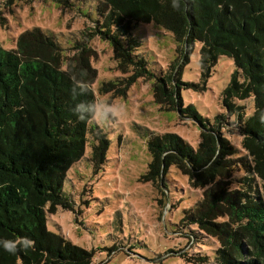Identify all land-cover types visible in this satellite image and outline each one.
I'll list each match as a JSON object with an SVG mask.
<instances>
[{
    "label": "trees",
    "instance_id": "16d2710c",
    "mask_svg": "<svg viewBox=\"0 0 264 264\" xmlns=\"http://www.w3.org/2000/svg\"><path fill=\"white\" fill-rule=\"evenodd\" d=\"M96 13L94 34L112 48L117 70L129 74L117 84L101 83L99 94L116 90L124 95L138 80L153 78L154 103L199 127L196 149L173 133L150 138L146 146L150 162L142 176L163 197V188L168 187L162 177L171 167L187 176L192 188L203 190L201 205H206L204 216H210L211 222L205 221L199 203L183 219L195 214L193 225L215 229L213 238L219 245L210 255L196 258L195 264H264V121L260 119L264 115V0H184L179 11L171 8L170 0H97ZM140 24H154L171 33L176 52L183 57L198 44L202 86L220 57L233 61L235 71L220 94L224 113L210 122L193 105L183 106L182 82L173 74L175 63L164 74L151 73L143 54L136 53L141 41L133 36V29ZM73 83L63 70L40 61H22L14 50L0 46V240L17 244L14 253L0 247V264L92 262V252L47 228L48 215L72 208L63 190L71 169L87 153L93 166L99 165L108 150V140L94 121H80L70 111L81 100H96L95 91L87 85L88 91L74 99ZM246 100L252 101L250 115L240 104ZM225 123L234 126L249 160L245 192L230 188L237 149L218 130ZM24 239L31 245L25 247Z\"/></svg>",
    "mask_w": 264,
    "mask_h": 264
},
{
    "label": "rangeland",
    "instance_id": "374dc122",
    "mask_svg": "<svg viewBox=\"0 0 264 264\" xmlns=\"http://www.w3.org/2000/svg\"><path fill=\"white\" fill-rule=\"evenodd\" d=\"M96 6L97 0L0 3V46L14 50L22 61L44 62L85 82L95 91L96 101L122 103L125 107L116 118L115 127L94 122L108 140L104 160L94 167L87 153L71 169L63 190L72 208L48 215L47 228L92 252L91 264H195L196 258L210 255L219 245V240L213 238L215 229L193 225L195 214L183 219L186 211L201 205L205 198L203 190L192 188L188 177L171 167L162 177L168 187L163 188V197L142 176L150 162L146 148L150 138L173 133L196 149L199 127L178 112L163 110L154 103L153 78L138 80L124 95L116 90L99 94L101 83L117 84V80L129 74L117 70L112 48L94 34ZM133 36L141 41L136 53L143 54L153 75L164 74L175 63L173 74L182 82L180 95L184 107L193 105L210 122L224 113L220 94L235 71L231 59L220 57L202 86L198 44L183 57L176 52L172 34L154 24L135 26ZM183 83L199 84L202 88H187ZM240 104L250 115L252 101ZM218 130L237 149L230 188L245 192L249 160L241 148V137L232 123H225ZM90 138L91 134L87 136ZM88 146L91 149L90 142ZM255 183L261 187L258 181ZM205 210L206 205H201L202 216L210 223V216H204Z\"/></svg>",
    "mask_w": 264,
    "mask_h": 264
},
{
    "label": "clouds",
    "instance_id": "9594fccd",
    "mask_svg": "<svg viewBox=\"0 0 264 264\" xmlns=\"http://www.w3.org/2000/svg\"><path fill=\"white\" fill-rule=\"evenodd\" d=\"M184 0H170V6L173 10H181V6ZM73 86L71 87V96L75 99L81 95H84L88 91L87 84L76 77H73ZM125 110L122 103L109 102V101H83L75 103L70 111L80 121L92 120L99 123L102 126L112 128L116 126V118ZM260 119L264 121V115H261ZM31 240L24 239L23 244L25 247L30 246ZM0 247H3L5 251L14 253L17 247L16 242L10 240H0Z\"/></svg>",
    "mask_w": 264,
    "mask_h": 264
}]
</instances>
